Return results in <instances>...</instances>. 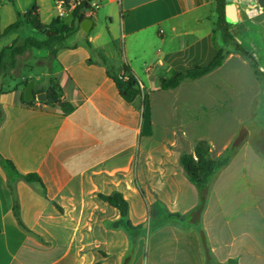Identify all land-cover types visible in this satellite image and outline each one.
Here are the masks:
<instances>
[{
    "label": "crops",
    "instance_id": "crops-1",
    "mask_svg": "<svg viewBox=\"0 0 264 264\" xmlns=\"http://www.w3.org/2000/svg\"><path fill=\"white\" fill-rule=\"evenodd\" d=\"M102 1L103 19L98 13L89 34L84 20L75 32L85 36L81 43L67 40L52 62L48 51L27 52L48 59L40 66L49 68L47 84L31 80L35 89L54 79L76 105L73 113L26 107L25 91H4L0 77V156L20 174H37L45 186L13 180L26 232L0 164V264H124L129 234L112 227L120 213L99 196L121 193L135 226H149L157 203L190 213L200 195L181 156L205 142L219 158L243 131L247 139L213 177L202 227L217 262L264 264V124L256 119L264 95V77L256 73V67L264 72V7L259 0H226L234 42L221 47L219 39L227 40L218 27L217 0ZM39 12L45 25L58 19L56 13L44 19L42 6ZM24 27L7 35H15L13 43L33 38L18 35ZM2 40L0 51L7 47ZM221 49L229 55L218 69L161 89L162 79L209 65ZM100 54L131 68L142 90L134 103L123 99ZM130 264H205L201 239L193 229L164 227L138 240Z\"/></svg>",
    "mask_w": 264,
    "mask_h": 264
},
{
    "label": "trees",
    "instance_id": "trees-1",
    "mask_svg": "<svg viewBox=\"0 0 264 264\" xmlns=\"http://www.w3.org/2000/svg\"><path fill=\"white\" fill-rule=\"evenodd\" d=\"M13 3L12 0H9ZM259 3L264 7V0H259ZM217 15L218 27L223 31L227 42H234L230 34V23L226 16V0H217ZM22 20H21V19ZM85 20L84 16L77 12L70 23L55 19L49 25H45L40 16L39 6L34 4L32 8L28 9L24 14H18V19L11 24L4 32H1V15H0V37L7 36L13 31L20 29L23 25L29 26L33 29L41 31L47 29L51 32H56L50 37L46 36L43 41L36 38H28L24 42L15 41L11 46H7L0 51V77L5 76L7 69L6 63L11 62V66L17 64V57L23 56L30 50H45L49 53V61L56 59L57 52L66 47V41L79 29L80 23ZM91 47V43L87 42ZM235 51L241 54L246 59L248 52L241 46L234 43ZM229 51L221 49L215 59L207 66H196L190 68L185 73L174 72L171 79L161 80V89L169 90L177 88L183 81H195L203 78L218 69L224 63ZM99 58L107 70V75L114 81L123 99L132 104L142 94L140 84L133 75L131 68L128 65L116 67L109 63V60L102 54ZM92 61L90 60V63ZM255 67V66H254ZM256 73L264 77V72H261L256 67ZM29 80L25 82L27 87ZM40 94H46L47 100L45 102H38L37 97ZM22 103L29 108H37V103L48 108H58L62 116H68L76 110V105L66 100L63 96V91L60 85L54 80L50 79L45 87H36L34 96L30 101H26L22 95ZM241 140L238 139L220 158L214 160L209 157L210 148L202 142L197 145L194 154L184 153L181 156L180 162L184 168L187 178L195 185L199 191L200 202L199 205L190 213H171L162 204L157 203L152 206L150 211V224L147 228L143 225L135 226L129 220V204L121 193H114L110 196L100 195L99 197L112 207L117 209L120 213V219L112 224L114 229L123 228L127 231L131 241V256L127 257L125 264H130L132 255H134L137 243L140 238L151 236L160 229L167 226H175L184 231L191 229L195 230L202 243L205 264H221L217 262L211 251L207 236L202 227V216L206 208L210 185L213 177L219 170L226 167L231 157L238 149ZM0 164L5 169L9 177V187L14 196L13 213L21 229L26 232H31L23 223L20 215V206L16 196V189L13 180L21 179L28 184H38L45 190V186L41 178L37 174H20L12 161L4 159L0 156ZM225 264H239L236 259H231Z\"/></svg>",
    "mask_w": 264,
    "mask_h": 264
},
{
    "label": "rangeland",
    "instance_id": "rangeland-1",
    "mask_svg": "<svg viewBox=\"0 0 264 264\" xmlns=\"http://www.w3.org/2000/svg\"><path fill=\"white\" fill-rule=\"evenodd\" d=\"M12 1L13 3L10 2L9 0H0V15H1L2 29H6L11 24H13L18 19V14L25 13L28 9L32 8L34 4H37L38 6H42L43 11H44L43 13L44 19H48L51 15L56 13L52 0H12ZM98 1L101 3V8L98 10V13H100V17L103 19L102 11H103L104 3L102 0H98ZM66 22L68 21L66 20ZM107 23H109L108 20H107ZM18 35H20L21 38L33 37L38 40H42L44 39V37H46L43 33L39 31H35L31 27H24L23 30H20L18 32ZM1 38H3L2 40L3 45L10 46L13 44L15 35H9L5 37L3 36ZM84 39H85V36L77 32L68 39L67 43L68 44L81 43ZM218 43L221 47H227L229 44L228 42L226 43L224 42L223 37L219 39ZM43 64L45 65L48 64L47 57L40 56L36 53H27L26 55L19 57V63L16 64L15 66H11V62L8 61L6 63L7 69L5 71L6 74H5V82H4L3 90L8 91V90H14L16 88V89H21L24 92L26 90L25 82L28 80L31 81L35 79L41 80L44 84H47L45 83V81L46 80L48 81V78H49L47 75L49 68L40 67L41 65L44 66ZM11 77H13V79H11ZM9 84L12 85V88L10 89L8 88ZM262 87L263 86L261 85V89ZM262 90L264 92V89ZM256 119L260 125L264 124V95L258 105ZM247 134L248 133L245 131L241 133L239 137L241 142L239 143H244L245 139H247ZM209 157L214 160L218 159V158H215L217 157V152L215 151V149L213 150L212 153L211 151L209 152ZM149 218H150V214H149ZM149 224H150V221H149ZM148 227L149 226H147V228ZM128 256H131V247H130V253ZM126 260L127 258L125 259V261ZM125 261H124V264H125Z\"/></svg>",
    "mask_w": 264,
    "mask_h": 264
},
{
    "label": "built area",
    "instance_id": "built-area-1",
    "mask_svg": "<svg viewBox=\"0 0 264 264\" xmlns=\"http://www.w3.org/2000/svg\"><path fill=\"white\" fill-rule=\"evenodd\" d=\"M59 20L73 19L75 14L94 20L97 18L101 3L98 0H52ZM141 87V85H140Z\"/></svg>",
    "mask_w": 264,
    "mask_h": 264
},
{
    "label": "water",
    "instance_id": "water-1",
    "mask_svg": "<svg viewBox=\"0 0 264 264\" xmlns=\"http://www.w3.org/2000/svg\"><path fill=\"white\" fill-rule=\"evenodd\" d=\"M228 2H231L232 0H227ZM228 13H232L233 12V7L229 6L228 7ZM93 27V20L86 18L82 23H81V28L83 29V31L86 34H89L91 31V28ZM35 31H38L37 29H34ZM41 33H43L45 36L50 37L52 35H55L56 32H51L47 29H43L41 31H39ZM34 90H35V82L34 81H30L29 84L27 85V88L25 90L24 93V98L26 101H30L33 96H34ZM37 100L39 102H45L47 100L46 94H40L37 97Z\"/></svg>",
    "mask_w": 264,
    "mask_h": 264
}]
</instances>
